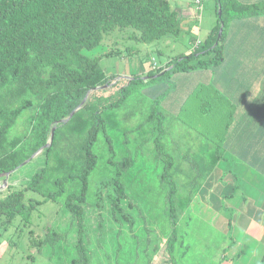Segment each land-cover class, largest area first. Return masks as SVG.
<instances>
[{
    "label": "trees",
    "instance_id": "obj_1",
    "mask_svg": "<svg viewBox=\"0 0 264 264\" xmlns=\"http://www.w3.org/2000/svg\"><path fill=\"white\" fill-rule=\"evenodd\" d=\"M213 1L216 23L192 50L164 65L153 62L145 73L117 77L105 74L98 58L81 50L97 45L104 33L126 27L133 28L130 37L142 43L178 34L181 20L168 0H0V174L9 172L7 192L0 196V228L5 229L16 215L29 219L38 204L54 201L77 230L70 264H88L85 221L100 231L108 216L116 226L133 228V214L142 210L124 178L143 182L147 172H134L133 163L151 151L161 161L156 175L164 186L160 194L166 197L164 211L170 224L163 242L173 254L178 220L187 225L188 205L226 152H241L234 158L264 175V92L257 87L235 92L229 89L232 79L223 89L209 88L217 84L214 69L223 62L228 24L264 17V0ZM255 23L249 25L248 38L258 35L246 42V61L241 66L246 67L248 87L253 82L264 84V28ZM157 73L161 74L153 77ZM153 79L159 82L148 85ZM89 90L72 116L60 121ZM215 98L216 107L228 113L224 135H214L218 120L209 113L210 125L202 139H192L186 132L181 138L188 137L183 141L185 154L175 157L172 147H182L181 141L169 136L166 144L160 139L171 130L162 110L168 109L182 124H195V108L209 107ZM245 142L246 155L241 150ZM101 158L104 164L99 167ZM182 163L186 168H180ZM93 173L99 174L95 181L90 178ZM11 180L18 181L16 188ZM238 186L236 181L231 195ZM142 206L149 212L147 203Z\"/></svg>",
    "mask_w": 264,
    "mask_h": 264
},
{
    "label": "rangeland",
    "instance_id": "obj_2",
    "mask_svg": "<svg viewBox=\"0 0 264 264\" xmlns=\"http://www.w3.org/2000/svg\"><path fill=\"white\" fill-rule=\"evenodd\" d=\"M168 1L174 9L175 0ZM192 4L194 13L190 16L183 17L182 12H178L181 20L178 34L169 33L156 41L142 43L131 38L133 28L126 27L104 33L97 45L83 48L81 51L86 56L97 57L105 74H114L117 77L145 73L153 62L156 65H164L170 58L192 50L195 41H202L207 31L216 23L213 0H202L199 8L194 2ZM108 51L111 53L107 54ZM226 68L232 70L228 61L214 69V77L217 79L219 73ZM158 82L159 80L153 79L148 85H156ZM213 84L209 88L215 87L220 90L218 83ZM222 96L223 99L226 97L225 94ZM164 100L160 101V106H163ZM218 102L217 98L214 101L210 100L209 107L201 106L197 102L199 107L194 110L195 124L193 121L182 124L172 118V113L168 109L164 110L162 107V111L167 115V121L171 123V130L169 135L165 133L160 139L166 142L167 138L172 136L174 142L181 141L182 147L178 149L177 146L172 147L176 150L173 152L175 157L180 158L185 154L183 141L185 142L188 137L183 140L181 138L185 137L186 132H190L191 138L198 136L202 139L201 136L210 125L209 113L218 120L214 135L216 133L224 135L228 113L223 111V108L220 111V108L216 107ZM165 148L168 150V147ZM186 154L191 156V153ZM136 158L133 171L137 173L145 170L147 176L143 182L134 181L133 178L130 181L124 178V181L133 188V195L136 197L134 199L139 204L142 214L139 211H137L138 216L136 213L133 214V228H127L125 224L116 226V222L108 216L105 217L100 231L97 226L85 221L84 240L89 256L88 264H260L261 252L257 255L255 252H246V243L238 246L240 240L236 233L239 231L235 225L232 226V219L235 220L234 210L227 206V203L233 206L239 205L240 192L246 191V188L256 191L254 188L240 179L234 180V183L238 181L239 186L234 196H228L232 193L231 186H224L221 189L224 195L222 208L219 210L206 201L201 202L199 195L193 197L186 209L190 217L189 221L185 225L184 220L181 222L180 219L178 220L173 254H169L168 247L163 242L170 230L168 216L164 211L166 197L160 194L164 186H161L156 175L161 169V161L156 159L155 152L151 151ZM230 160L235 162L238 159L227 155L216 165L221 171L222 180L229 175L225 170L233 167ZM103 164L102 158L99 159V167ZM182 165L180 164V168H186L184 163ZM98 176V173H93L90 178L95 181ZM212 177V175L209 177V182L212 181ZM8 181L6 179V184L3 186L0 179V196L7 192L4 188L7 187ZM11 182L15 183V188L18 186V181L11 180ZM184 187L181 185V190ZM201 190L202 193L207 188L203 186ZM212 196L215 198V195ZM238 198V202L233 201ZM142 203L148 204L149 212L143 210ZM53 233L60 235L55 238ZM41 238H45L44 241L41 244L36 243ZM76 239L77 230L75 225L69 224L68 214L58 210V203L46 201L37 205L29 219L23 220L16 215L5 229L0 228V264H70Z\"/></svg>",
    "mask_w": 264,
    "mask_h": 264
},
{
    "label": "crops",
    "instance_id": "obj_3",
    "mask_svg": "<svg viewBox=\"0 0 264 264\" xmlns=\"http://www.w3.org/2000/svg\"><path fill=\"white\" fill-rule=\"evenodd\" d=\"M240 1L249 2L253 0ZM192 2L193 0H175L174 9L177 11V13L182 12L183 17L188 15L190 16V14L194 13ZM253 20H255L256 22L254 26L261 24V27L264 28V17H260L258 21L257 18H253ZM253 20H251V22H253ZM251 22L249 20H246V18L233 20L228 24L226 28L225 38L223 41V62L221 65L225 64V62L228 61L230 62V66H232V70L229 71L226 68L219 73L217 79L214 77V79L217 80L218 86L221 87L220 89H223L226 85H228V83H230V81L232 82L233 80V86L230 84L229 89L234 88L235 92H246V89L248 90L252 87H257L259 91L264 92L263 83L261 85L259 84V86L254 85V82L249 85V87L248 85H246V67L241 68L243 63H245L246 61V42H250L258 35L256 32L254 38H248L251 35L249 30V25L251 24ZM256 74L257 76H259L263 73L261 71L257 72ZM245 96L246 95L241 96L242 99ZM262 100H264V98ZM241 124L242 127L246 126V118H243L241 120ZM243 133L245 134L244 127ZM241 150H243L242 154H249V150L246 147V142L243 143ZM238 154H241V152L229 151L224 155L235 157L234 155ZM226 159L229 160L228 158ZM230 162L233 167L232 169L230 168L225 170L227 171L226 173H229V175L226 176L225 180H222V178L220 177L221 171L217 166L213 169L210 176L212 175L213 177H215V179H217L215 180L212 177V181L209 182L208 178L206 183L203 185L207 188V190H204L202 193L201 190L199 192V198L201 199V202H208V204H210L216 210L221 209L222 197H224L221 189L224 186L230 185L233 192L234 185L236 183H234V180H236V178L231 174V171L237 175V180L240 179L244 181L246 185L254 188L256 191H250L246 188V191L244 190V192H240V201L239 198L233 200L237 202L239 201V205L233 206L231 203H227V206L229 209L232 208L234 210L235 220L232 219V226L234 227L235 225L237 230L239 231V233H236V235L239 236L240 240L238 242V244L240 245L238 246H243L246 243V252H255L256 255L257 253L261 252L260 254L262 256L264 252V175L260 172V170L249 165L247 162H243L241 160H237L235 162L233 160H230ZM240 187L242 188L243 186L240 185ZM212 195H215V198ZM230 195L231 193L228 194V196ZM212 198L213 201H211Z\"/></svg>",
    "mask_w": 264,
    "mask_h": 264
},
{
    "label": "water",
    "instance_id": "obj_4",
    "mask_svg": "<svg viewBox=\"0 0 264 264\" xmlns=\"http://www.w3.org/2000/svg\"><path fill=\"white\" fill-rule=\"evenodd\" d=\"M220 13V10L218 9V14ZM221 29H222V27L220 26V28H219V32H218V36H219V34H220V32H221ZM161 73H157V74H155V75H153V77H156V76H158V75H160ZM105 86V85H104ZM90 92V90L86 93V95L84 96V98L81 100V102L79 103V105L76 107V108H74L70 113H69V115L65 118V119H63V120H60V121H67L71 116H72V114L74 113V111L86 100V98H87V95H88V93ZM53 129H54V126L51 128V132H50V137H49V142L51 141V139H52V132H53ZM47 144H49V143H47ZM46 144V145H47ZM38 151H36L34 154H32L31 155V157H33L36 153H37ZM29 159H26L24 162H27ZM23 162V163H24ZM8 174H9V172H5V173H1L0 174V178H1V181H2V183L1 184H3V186L6 184V178H7V176H8Z\"/></svg>",
    "mask_w": 264,
    "mask_h": 264
},
{
    "label": "built area",
    "instance_id": "obj_5",
    "mask_svg": "<svg viewBox=\"0 0 264 264\" xmlns=\"http://www.w3.org/2000/svg\"><path fill=\"white\" fill-rule=\"evenodd\" d=\"M193 2L197 5V7H200V4L202 2V0H193Z\"/></svg>",
    "mask_w": 264,
    "mask_h": 264
}]
</instances>
